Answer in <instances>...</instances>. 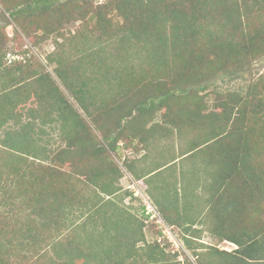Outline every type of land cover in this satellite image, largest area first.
<instances>
[{"label":"trees","instance_id":"1","mask_svg":"<svg viewBox=\"0 0 264 264\" xmlns=\"http://www.w3.org/2000/svg\"><path fill=\"white\" fill-rule=\"evenodd\" d=\"M5 1L4 12L14 25L15 35L21 34L27 39L30 38L29 28L33 24V30H43L42 38L61 36L60 26L78 10L76 0ZM88 3L84 1L85 6ZM261 4H264V0H105L96 7L89 3L90 7L86 10L89 13L85 15H81L78 10L81 18L85 19L90 14L88 20H95L91 29L88 27L90 21L85 22L84 32H88V36H83L81 50L77 52L80 53L79 59L83 61L80 62V67L88 73L84 77L87 82L83 80L84 72L80 67L78 69L83 74H79L81 80L77 82L70 78L74 74L64 70L61 50L58 49L55 52L57 54L53 53L46 58L50 66L55 65L52 72L58 82L84 112L99 138L94 132L90 134L89 125L78 113V108L59 90L57 80L52 78L43 65L38 64L40 70L28 72L26 69L23 73L24 69L19 68L20 63L9 61L11 66L6 68L3 58L9 53H4V45L11 39L4 33V27L0 28V80L3 81L0 84V129L10 120L18 126L17 129L3 132L4 138L0 139V191L7 193L13 189L11 179L15 173L22 178L31 175L32 171L29 169L21 175L17 173L27 163L33 165L32 159L39 166L47 159L44 153H40L42 148L31 137L32 125L20 124L22 112L17 109L28 101L36 103L35 108L28 110L29 116L51 117L55 114L56 119L61 122L63 135L70 137V143H76L75 152L63 150L57 157L59 161L81 159L85 151V157L91 158L89 165L82 170L90 177L89 182L96 199L85 206L88 208L85 219L77 215L76 219L81 217L83 220L81 225L76 223L68 234L64 231L56 234V240L49 244L54 252V261L51 259L50 262L73 264L74 257L83 256L94 264H169L167 261L170 253L156 240L152 243L146 242L142 231L143 224L136 216L129 213L134 220L128 223L134 232H127L125 228L124 231L117 229L122 224L124 226V222L114 217V203L110 198L104 200L100 195L101 190H105L106 183L108 194L118 193L120 190L115 184L124 173L117 181L112 179L110 170L103 169L104 165L97 159L95 149L100 144L101 152L109 150L115 153L120 141L124 142L128 138L126 143H130L135 138L134 135L140 138L142 134V138L138 140L142 143L154 131L161 137H169V129H164L165 132L161 129L157 131V125L147 128V123L153 119L155 113L161 111L163 117L169 119L166 122L172 123L173 128H176L177 139L180 141L186 135L187 126L199 132V124H210L206 133L203 132L196 142H208V146H213L209 159L215 163L216 168L213 169L217 174L215 173L216 177L211 183L219 181V188L222 190L212 194L217 195L211 199L214 200V205L219 206H211L210 213L218 222L228 221V225L236 222L239 226L248 228H243L242 231V228L239 230L234 227L226 238L221 237L218 226H214L217 231H211L212 235H219V240L236 245V249L226 251L199 242L196 237L199 230L183 224V220L174 219L173 215H167L163 207L159 208L169 226L183 230V245L193 258L190 262L185 256L184 263L196 264L199 254L205 251L210 254L207 261H198L197 264H264V75L261 74L255 81L246 79L249 82L243 96L238 94L239 98H236L237 94L233 92L227 94L223 101H217L223 108V119L219 116L221 121H215V114L205 113V97L200 96L209 87L213 89L217 79H245L246 74L252 73V63L264 64V21H251L250 16L256 10H261ZM130 46L136 48V52L132 53L136 59L142 50L148 51L152 58L143 62L155 64L157 67L169 64L166 56L173 52L178 67L185 69V72L181 73L179 70L177 74L171 71L173 78L157 79L164 86L168 81L171 87L159 86L154 93L132 95V88L123 87L127 81L131 86L136 79L135 67H127L131 55L128 53ZM107 47L117 50L116 59L119 60H111L108 64L105 62L109 56L112 57L109 53L106 55ZM56 48H59V43ZM27 51L25 48L21 53L25 54ZM68 69L73 70L71 67ZM238 102L242 106L236 108L240 106ZM234 113H237L235 117ZM184 116L186 119L182 121L180 118ZM140 146L145 147L142 144ZM188 152L186 148L180 149L179 157ZM134 162L135 160L129 159L122 162L133 179L138 172L132 166ZM152 169H148L150 173L145 171L147 175L155 171ZM134 180L141 182L140 179ZM21 192L22 190L19 192L20 196L23 195ZM73 192L74 187L66 185L59 189L58 195L56 192L51 194V198L59 197L61 201L48 209L57 210L62 216V206H69L70 209L75 207V204H67L72 199ZM108 194L106 195L110 196ZM17 195L13 190L1 200V205H12ZM257 198L260 201H256ZM40 201L42 200L36 199L37 204ZM222 207L223 213H220ZM7 210H0L3 222L11 214V209ZM15 223L16 229L13 232H20L22 236L24 233L20 229V222ZM87 225H91V228L80 240L78 229L86 231ZM97 226L101 227V231L97 232ZM251 228L256 229L252 231ZM27 244L24 243L25 246L21 247L14 233L9 235L7 228L1 227L0 264L48 263V250L43 247L33 254L34 258L23 260L29 257L32 249ZM21 251L24 253L23 259L12 260ZM174 255L175 258L178 257V254Z\"/></svg>","mask_w":264,"mask_h":264},{"label":"rangeland","instance_id":"2","mask_svg":"<svg viewBox=\"0 0 264 264\" xmlns=\"http://www.w3.org/2000/svg\"><path fill=\"white\" fill-rule=\"evenodd\" d=\"M84 1H87L92 4V6L96 7L97 4L103 3L105 0H76L77 8L81 15L89 13L86 12L87 7H90L89 3L88 6H85ZM5 2V0H0V11H4ZM263 7L264 4H261V10H256L254 14L250 15L251 21H254L255 19V21H264ZM78 10L74 11L72 17L60 26L61 36L58 35L55 37L51 35L48 38H42L41 35L43 30L39 28L33 30V24L29 28V31L31 32L30 38L27 39L24 35H15L13 23L7 28L4 27V33L9 39H11L9 41L7 40L4 45V53H9L3 58L6 68L11 66V64L8 63L9 61L18 62L20 63L19 68L24 69V71H22L23 73L26 69L29 70H27L28 72H31L34 70H40L38 65L40 63L45 67V70L52 75V78L57 80V77H55L52 72L55 65L50 66L46 56L52 55L53 53L57 54L55 52L59 49L62 54L61 62L64 63V70L74 74L73 78L70 77L72 80L74 79L77 82L81 80L79 74L83 75L80 73V69L82 71L83 69L80 67V62L83 63V61L79 59L80 53L77 54V52L81 50L83 36H88V32H84V27L86 25L85 22L90 21L88 20L90 14H87V17L83 19L80 17ZM94 22L95 20L93 19L89 22V29H91ZM258 23H261V21ZM34 43H37V45L34 46ZM58 43L59 48H56ZM197 46H199V44H197ZM25 48H27L28 51L25 54H22L21 52ZM135 50L136 48H134V46H130V49H128V53L131 55L128 60L127 67L131 69L135 67L134 72L137 71L135 75L136 79L131 86L128 84V81H125L126 83H124L123 86L124 88H132V95L135 94L140 96L145 93H154L157 87L159 88V86H164L163 84H160L162 81L157 79H164L166 77L173 78L174 74H170L171 71H174L177 74H179V70L181 73L185 72V69L178 67V63L176 61L177 58L173 52L167 54L166 56L169 64L157 67L155 64L150 65L151 63L146 64L143 62V60L147 61L149 58H152L148 51L146 52V50L141 49L142 51L139 53L140 56L136 59V56L132 54L136 52ZM105 51H107L106 55H108V53L109 55H112V57L109 56L105 61L107 64L110 63L111 60H119L116 59V49L107 47ZM68 67L73 68V70L70 71ZM79 67L80 69H78ZM251 69L252 73L246 74L245 79L238 78L229 81L217 79L213 86V89L215 88V91L213 92L216 94L212 92L213 89L211 87H209L206 91L201 92L200 96L205 97L203 99V105L206 109L205 113L215 114L214 116H217L215 117L217 119L215 121H221V119H223V108L221 104H217V101L220 102L223 98H226L227 94H231L233 92H236L234 93L237 94L235 96L236 98L243 96L246 91V85L249 82L246 79H252L255 81L258 79V76H261V74L264 75L263 63L254 62L251 64ZM83 72L84 78L88 75V73L87 71ZM139 77L141 78L138 79ZM83 80L85 81L86 78ZM0 84H3L2 80H0ZM56 85L60 88V91L64 92L68 101L78 108L72 97L67 91H65V88L60 82H58V80L56 81ZM90 85L91 82L88 83V86ZM164 87H171L168 81ZM238 104H240V102H238ZM241 106L242 105L240 104V106H236V108ZM20 107L17 109L22 112L20 124L30 123L32 125L30 133L31 137L34 141L36 140L34 143H37L38 147L43 149H41L40 153H44L43 155L47 156V159L45 162L40 164L41 166H39V164L32 159L36 165L34 163L33 165L27 163V166H24V168L17 173L21 175L29 169L32 171L31 175L22 178V176H16L15 173L14 177L11 179V187L13 189L8 190L7 193H4L3 190L0 191V210L6 211L7 209L9 210V208L11 209L10 216L3 219L6 220V222L4 221L5 223L1 220L2 215H0V230L1 227L7 228L9 235L14 233V237L19 239L21 247L25 246L24 243H28L27 245L32 248L28 254L29 257H26V259H23L24 253L21 251L19 252V255L15 254L16 258L12 257V260H28L31 259V257L34 258L35 256H33V254L43 247L48 250V256H46V258H49L50 260L47 264H54V252L49 244L56 240V234L59 231H61V233L64 231L65 234H68L74 229L73 227L76 223L81 225L83 221L82 219L86 218L85 211L88 210L85 206L96 199V194L93 192L92 184L89 182L90 177L86 174V172H84V170H82L89 165L88 161H90L91 158L85 157V151L83 153L84 157L81 159H77L75 161H59L57 157L62 154L61 152L63 150H68L72 153L75 152L74 150H76L77 146L76 143H70V137L68 135H63L61 122L56 119V115L53 114L51 117L50 115H46L45 117L38 115V117L32 118V116L27 114V112L30 108L36 107V103L34 101H28L25 105ZM78 113L84 118V120H86L87 125H89L90 134L94 132L99 138L100 136L95 131L94 126L86 118L84 112L78 108ZM236 114L237 113H234L233 116L235 117ZM48 117L49 119H47ZM180 119L183 121L186 117L184 116ZM180 119H178V122ZM168 120L169 119L163 117L161 111H158L153 116V119L147 123V128H150L152 125H157V127H155L157 131L158 129H161L162 132H165L164 129H169V132L171 133L169 137H161L156 131H154L155 133L152 132L151 137L149 136L146 140H144V142L141 143L139 141V143L138 140L142 138L143 135L140 134V138L139 136L137 137V135H134L133 137L135 138H133V141L130 143H126L128 142V138L125 139V143L120 141L115 153L109 150L101 152V148L99 146L100 144L95 147L98 154L97 159L100 161V164L104 165L103 169L110 170V176L113 177L112 179H116L117 181V178L124 173L123 177L117 183L115 181V186L120 191L118 193L108 194L107 190L109 188L106 189L108 186L106 183L104 184L105 190H101L102 193L100 198H104V200H106V198H110L109 200L114 203L112 206L113 211L115 212L113 213L114 217L116 219L120 218L119 220L124 222V226L122 224L117 228L118 230L124 231L125 228L127 232H134L133 227L130 223H128L134 220L129 213L136 216V218H138V220H140L143 224L142 231L146 242L152 243L156 240L164 247L166 252L170 253L169 260L167 261L169 264H177V262H179V264H186L184 263L185 256L188 257L189 261H193V258L191 254L186 251V248L183 245V230L172 227L171 236L168 237L165 233V226L158 222L159 219L165 225L169 226L165 222L164 216H162V213L159 210V208L161 209L162 207L164 208L163 210L167 212V215H173L172 217L174 219L177 218L179 220H183V224L191 227L194 226L196 219L200 220L199 222L202 225V228L201 231L199 230L198 233H196V237L199 239V242L206 245H212L226 251L236 249V246L219 240V238H217L219 235L214 236L211 233V231L216 230L214 228L215 225L218 226L217 230L221 232L220 236L226 238L227 236H230L228 235L229 231L232 229L234 230V227L239 230L242 228V231L243 228H246V230L248 228L244 225L239 226L240 224H236V222L229 223L228 225V221L223 223L221 220L220 222L215 220L213 223L214 216H211L209 208L211 206L217 207L219 204L214 205V200L211 198L215 196L217 197V195L212 194H214L215 191H222L219 188V181L217 182L216 180L211 183L212 179L216 177V171L213 169L216 168V165L209 159V156L212 155L210 152L213 150V146H208V142L196 143L200 135H202L203 132L206 133L210 124H199V132L195 129H190V127L187 126L185 128V134L187 136L185 135L182 139L183 141L187 140L186 142H183L180 141L179 138L177 139V130L176 128H173L174 126L172 123L170 124L166 122ZM17 128L18 126L10 120L2 129H0V139L4 138L3 132L11 131ZM39 130L43 131L40 132ZM145 136L147 137L148 135H144V137ZM141 144L145 145V147L140 146ZM185 148L186 151L189 150L188 154L179 157L180 149ZM68 153H65L64 155L68 156ZM124 159L135 160L132 166L133 168H137L138 172H136L134 179H140L145 187L141 182L139 183L138 181H135L132 175L129 174V171L126 170V167L122 164ZM46 165L49 166L47 167ZM29 166L31 168H28ZM49 168H51V170ZM149 168H153L152 171H155H153L150 175H147V172L145 171ZM148 171L149 173L151 172L150 170ZM66 185L74 187V192L71 195L72 199L67 204H75V207H71L72 209H70L69 206H62L61 216L57 213V210L53 209V211H51V209L48 208L60 203V198L57 197L56 199H53L51 198V194L54 192L57 193L60 188H64ZM13 190L18 193L14 203H11L12 205L9 206L1 205V200L5 196L10 195ZM20 190H22V196L19 195ZM106 194L110 196H107ZM38 198L42 200L40 201V204H37L36 202V199ZM256 201H260V199L257 198ZM221 209L220 213H223L224 207ZM142 213L143 216L141 215ZM77 215L81 216L82 219H80L81 217L76 219ZM145 215L147 218H145ZM211 217L213 218L212 224ZM220 217L222 216L220 215ZM16 218L17 220H15ZM15 221H18L21 224L20 229L23 230L24 233L22 236L20 232H13L16 229ZM90 228L91 225H87L86 231L78 229L80 240L85 237L86 232H89ZM251 229L254 231L256 228ZM96 230L97 232L101 231V227L97 226ZM26 234H28L27 237ZM16 240L17 239H15V241ZM140 245H143V243ZM174 254H178V257L175 258ZM208 255L210 254L205 251L200 253L196 264L198 261L205 260L206 262ZM85 258L86 257L83 256L74 257L73 264H94L91 261L85 260ZM51 259L53 260L52 262H50Z\"/></svg>","mask_w":264,"mask_h":264},{"label":"water","instance_id":"3","mask_svg":"<svg viewBox=\"0 0 264 264\" xmlns=\"http://www.w3.org/2000/svg\"><path fill=\"white\" fill-rule=\"evenodd\" d=\"M12 24L10 17L4 12L0 11V28L1 27H9Z\"/></svg>","mask_w":264,"mask_h":264},{"label":"crops","instance_id":"4","mask_svg":"<svg viewBox=\"0 0 264 264\" xmlns=\"http://www.w3.org/2000/svg\"><path fill=\"white\" fill-rule=\"evenodd\" d=\"M136 181V180H135ZM139 182V181H138ZM144 185V184H143ZM174 214V213H173ZM177 214V213H176ZM212 216V215H211ZM213 217V216H212ZM211 217V224H212V220H213V218ZM215 220H216V218H214V221H213V223L215 222ZM200 220H198V219H196V221H195V223H194V226H192L194 229H196V230H201V228H202V225L200 224V222H199ZM183 223V222H182ZM215 225V224H214ZM213 226V225H212ZM181 229V228H180ZM225 242H227L228 244H232V243H230V242H228V241H225ZM232 245H234V244H232ZM234 246H236V245H234Z\"/></svg>","mask_w":264,"mask_h":264},{"label":"built area","instance_id":"5","mask_svg":"<svg viewBox=\"0 0 264 264\" xmlns=\"http://www.w3.org/2000/svg\"><path fill=\"white\" fill-rule=\"evenodd\" d=\"M147 213H149V212H147ZM156 218H157V216H156ZM158 222L159 223H162L163 224V226H165V233L167 234V236L169 237V236H171V229H172V227L171 226H167V225H165L161 220H159L158 219Z\"/></svg>","mask_w":264,"mask_h":264}]
</instances>
